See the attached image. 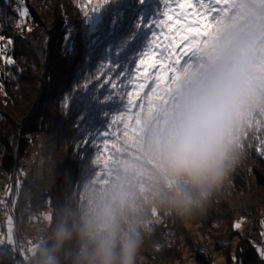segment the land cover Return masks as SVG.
Here are the masks:
<instances>
[{
  "label": "trees",
  "instance_id": "trees-1",
  "mask_svg": "<svg viewBox=\"0 0 264 264\" xmlns=\"http://www.w3.org/2000/svg\"><path fill=\"white\" fill-rule=\"evenodd\" d=\"M160 1L0 0V37L4 38L0 61L6 67V72H0V188L6 172L7 195L11 199L13 188L16 201V181L26 162L21 156L28 154L23 145L33 148V167L41 166L45 184L42 191L27 197L20 189L18 202L29 200L27 217L33 224L45 228L54 210L74 207L88 190L107 183L123 163L138 158L145 123L135 124L125 115L123 123L118 120L129 101L126 94L132 90L126 72L134 73L144 59H136L142 52L160 67L164 57L151 54L168 46L169 39L179 45L175 48L178 57L189 58L193 53L187 54L188 41L181 43V33L173 36L180 28L168 18L173 5L164 7ZM22 7L30 14L18 27L21 18L16 9ZM155 17L160 20V28L155 29L158 37L146 48L152 38L144 25ZM8 39L12 43L3 44ZM7 47V54L3 53ZM9 59L14 63H7ZM112 85L124 101L105 100ZM159 104L152 121L163 107ZM110 120L113 127L103 148L88 147L85 153L81 144L85 129L95 135ZM246 134L239 163L204 214L180 218L153 211L156 222L145 237L138 264H215L218 258L222 264H264L248 237L240 243L233 241L239 235L233 224L242 221V226H252L246 233L252 236L264 220V155L256 150L264 148L260 143L264 141V114L251 120L241 142ZM47 208L49 223L41 216ZM0 225V230L6 227L1 218ZM0 264L14 263L4 252Z\"/></svg>",
  "mask_w": 264,
  "mask_h": 264
},
{
  "label": "clouds",
  "instance_id": "clouds-1",
  "mask_svg": "<svg viewBox=\"0 0 264 264\" xmlns=\"http://www.w3.org/2000/svg\"><path fill=\"white\" fill-rule=\"evenodd\" d=\"M233 7L142 128L138 158L74 207L54 210L28 264H138L153 211L180 218L207 211L242 157L246 127L264 114V4Z\"/></svg>",
  "mask_w": 264,
  "mask_h": 264
},
{
  "label": "rangeland",
  "instance_id": "rangeland-1",
  "mask_svg": "<svg viewBox=\"0 0 264 264\" xmlns=\"http://www.w3.org/2000/svg\"><path fill=\"white\" fill-rule=\"evenodd\" d=\"M165 6L164 0H161ZM195 2V0H194ZM240 2V0H227V3L225 5L221 6V11L214 16L213 18V26L211 29H213L218 21H220L224 17H229L231 18L234 15V5L236 3ZM257 3L264 4V0H256ZM167 3H169L170 8L173 5L174 9L171 10V17L173 20L174 25H179L180 28L186 29L189 24L193 27H199V22L195 19H189L188 21H185L183 25L176 23V16L179 15L180 12L183 11V9H180L178 5L175 4V0H167ZM98 14L95 15V19L99 20ZM25 19V18H24ZM24 22V21H23ZM210 29V30H211ZM182 35V32L181 34ZM181 39V37H180ZM3 44H6L4 42ZM204 43L199 45L196 49L193 50V53L189 55V58H185L184 56L178 57L180 60V66L178 65L175 69V72L172 74L168 73V80L167 83L163 79H161L160 84H156V80L153 78L158 71H161L160 67H157L156 64L154 63V69H152L153 64H152V57H149L148 62L145 63H138L137 67L134 69V73H128L126 72L128 82L129 81H134L132 84V97L128 101L127 105H125L124 111H122L119 114L118 120L123 123V115L125 117L130 118L133 122L138 123L140 121H143L145 124L149 121H152V115L153 112L157 111L156 110V105L158 102H160L159 106H164L167 105L169 102L170 96L172 89L175 85V81L177 77L182 73L183 71H186L190 68H194L196 65V59H198L197 53L201 49ZM184 48V47H183ZM185 49V48H184ZM5 50V49H4ZM155 52L157 51L156 49L154 50ZM188 54V52H187ZM0 56H1V50H0ZM3 70L6 72V67L4 65H1L0 61V72ZM139 72V73H138ZM138 73V74H137ZM171 76V77H170ZM3 77V76H2ZM116 78L113 77V82ZM163 88V90H161ZM161 90V91H160ZM2 97L0 98V100ZM36 106V105H35ZM156 107V108H155ZM155 109V110H154ZM145 117V118H144ZM144 118V119H143ZM28 130V129H26ZM30 130V129H29ZM134 130V129H132ZM24 149L26 148L27 153L25 155L21 156V160L26 161L25 162V168L21 170V178L16 181V186H17V196H16V201L14 202L15 205L18 204L19 198H20V189L23 197H27L30 192H38L42 191L44 184H45V179H44V174L41 166L39 167H33V161L34 159L32 158L33 155V148L27 145H23ZM111 160V159H110ZM26 181L25 185L22 186V182ZM103 184V183H102ZM51 211L49 208L45 209L41 213L42 219L44 222L49 223L50 221V216H51ZM29 215L33 216V212H30ZM29 221V218H28ZM264 222V220L262 221ZM262 222H259L258 225L255 226V231L253 232L252 236H247V232H250L252 229V226H241L238 229V234L241 235V238H239V235H236L234 238V243H240L242 240L246 239L248 237L250 246L252 245L255 249L254 251L256 252L257 256L261 258V256L258 254L257 248L264 243V236L261 235V233H264V226H262ZM13 218L12 216L7 213L6 218H5V225H6V236L9 233V230H11V234L13 236L14 231H13ZM1 229V225H0ZM1 232V230H0ZM16 233V232H15ZM255 237L256 239H253ZM3 238V236H2ZM14 238V237H13ZM0 252V260L4 256V251L1 250ZM31 253H34V246L31 248ZM219 257V256H217ZM262 259V258H261ZM264 260V259H262ZM217 262L215 264H222L221 258H218L216 260Z\"/></svg>",
  "mask_w": 264,
  "mask_h": 264
},
{
  "label": "snow or ice",
  "instance_id": "snow-or-ice-1",
  "mask_svg": "<svg viewBox=\"0 0 264 264\" xmlns=\"http://www.w3.org/2000/svg\"><path fill=\"white\" fill-rule=\"evenodd\" d=\"M109 0H104V3L107 4ZM141 3L144 2V0H140ZM165 6H167V0H164ZM20 3H24V0H20ZM227 3V0H175V4L178 5L180 9H183L182 12L179 13L178 16H176V23L183 25L185 21H188L189 19H195L199 22V27H193L191 24L187 26L186 29L184 28H178L175 32H173V36L179 35L181 32L184 34L181 35V43L184 41H188L187 44H185V47L188 50V53H191L194 49H196L199 45L202 43H205L206 38L209 34L210 29L213 26V18L221 11V6L225 5ZM18 16L21 18L18 22L17 26L20 27L23 24L24 18L29 16V9L27 7H22L19 9H16ZM88 17H86L87 19ZM169 19H172V17L169 15ZM140 25H138L139 27ZM144 27H147L149 30V33L151 34V38L147 41L146 48L152 47L153 45V39L158 37L157 31L155 29L160 28V20L155 17L151 22L147 25H144ZM30 31V30H29ZM4 39L3 37H0V40ZM7 44H11V39H8L6 41ZM179 45H174L172 40L169 39L168 46L163 47L162 50H159L158 52H154L151 55H160L164 57V60L160 61V69L161 71H158L157 74L153 77L156 80V84L159 85L161 79L167 83L168 80V73H171V75L175 72V69L178 65H180V60L178 58V55L175 53V48ZM160 48V45L157 43V49ZM140 57H144V59L140 60V63H147L149 56L146 53H140L139 57H136V59H140ZM7 63L12 64L14 61L9 59ZM154 66V64H153ZM111 69H109L110 71ZM109 84H111V78H109L108 81ZM129 83H134V81H129ZM116 85H112V91L109 92L107 95L104 96L105 100L107 102H113L117 99L119 101H124L125 97H120L118 93H116ZM127 99H131L132 93L128 92L126 94ZM70 103V102H69ZM68 106V105H66ZM107 116V114H105ZM82 119V118H79ZM77 127H80V124H77ZM113 125L111 120L106 125V128L103 132H96L95 135H91L90 131L88 129H85L84 133L81 137V144L84 145V152L86 153L88 150V147H91L96 150H100L103 148L104 143L107 141V138L111 135V132L109 129H112ZM97 137H100V140H97ZM248 138V135L246 134L241 142V148L244 146L245 140ZM260 143L264 144V141H261ZM78 152L80 151L78 147ZM261 155H264V148L258 147L256 149ZM242 226V221H238L235 224H233L234 229H239ZM262 226H264V222H262ZM262 236H264V233H261ZM5 244L11 246V251L15 252L17 251V242L14 240L11 230H9V233L6 237L0 238V247H3ZM255 247V246H254ZM31 253V248L27 250ZM258 254L261 256L262 259H264V246H260L257 248ZM32 254V253H31ZM29 256H25L26 260H29Z\"/></svg>",
  "mask_w": 264,
  "mask_h": 264
},
{
  "label": "built area",
  "instance_id": "built-area-1",
  "mask_svg": "<svg viewBox=\"0 0 264 264\" xmlns=\"http://www.w3.org/2000/svg\"><path fill=\"white\" fill-rule=\"evenodd\" d=\"M8 47L4 50L3 53L8 52ZM5 179L0 188V218L2 223L5 224V218L7 213H9L13 218V231H14V240L17 242V251L12 252L11 246L5 244L3 247H0V250H4L10 256L11 261L14 264H28L29 260L25 259V256L31 257V253L27 250L34 246V239L38 232L44 229L43 225L33 224L28 221L27 212L30 209L29 200H25L22 203L15 205L14 198L11 200L7 195L8 186H9V175L4 172ZM16 232V233H15ZM6 229L2 227L0 232V238L5 237ZM261 246H264L262 243ZM30 259V258H29Z\"/></svg>",
  "mask_w": 264,
  "mask_h": 264
},
{
  "label": "water",
  "instance_id": "water-1",
  "mask_svg": "<svg viewBox=\"0 0 264 264\" xmlns=\"http://www.w3.org/2000/svg\"><path fill=\"white\" fill-rule=\"evenodd\" d=\"M180 66V65H179ZM100 178V177H99ZM13 182V181H12ZM11 200H13V197H14V189L12 188V190H11ZM13 237H14V234H13Z\"/></svg>",
  "mask_w": 264,
  "mask_h": 264
}]
</instances>
